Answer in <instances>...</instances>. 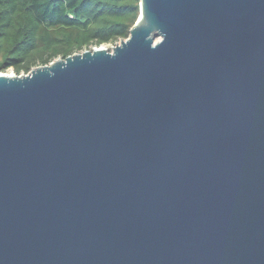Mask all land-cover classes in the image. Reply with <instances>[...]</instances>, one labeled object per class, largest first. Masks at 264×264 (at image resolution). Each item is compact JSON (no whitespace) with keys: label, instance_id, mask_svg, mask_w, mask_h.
<instances>
[{"label":"water","instance_id":"95a60500","mask_svg":"<svg viewBox=\"0 0 264 264\" xmlns=\"http://www.w3.org/2000/svg\"><path fill=\"white\" fill-rule=\"evenodd\" d=\"M140 1L0 72V264H264V0Z\"/></svg>","mask_w":264,"mask_h":264},{"label":"trees","instance_id":"16d2710c","mask_svg":"<svg viewBox=\"0 0 264 264\" xmlns=\"http://www.w3.org/2000/svg\"><path fill=\"white\" fill-rule=\"evenodd\" d=\"M140 0H0V72L17 75L127 39Z\"/></svg>","mask_w":264,"mask_h":264},{"label":"rangeland","instance_id":"374dc122","mask_svg":"<svg viewBox=\"0 0 264 264\" xmlns=\"http://www.w3.org/2000/svg\"><path fill=\"white\" fill-rule=\"evenodd\" d=\"M105 46L111 50V49L113 48V46H115V45L107 44V45H105ZM6 74H9V75L13 74V70H12V69L8 70V71L6 72Z\"/></svg>","mask_w":264,"mask_h":264}]
</instances>
